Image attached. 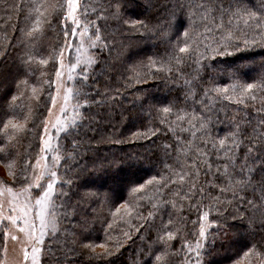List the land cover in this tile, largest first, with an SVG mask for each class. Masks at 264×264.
I'll use <instances>...</instances> for the list:
<instances>
[{
  "label": "trees",
  "instance_id": "trees-1",
  "mask_svg": "<svg viewBox=\"0 0 264 264\" xmlns=\"http://www.w3.org/2000/svg\"><path fill=\"white\" fill-rule=\"evenodd\" d=\"M53 2L55 0H0V52L5 50L6 45H11L8 48V55L0 57V140L13 136L11 123L25 126V130L14 137L12 155L0 158V178L4 181H11L4 167L6 163L13 160L19 163V154H23L28 149L31 150V158L35 155L39 127L47 111L46 103L50 104V99L46 101L41 98L38 101L34 98L31 89L35 87L37 94L44 97L45 93L40 92L43 79L53 78L55 64L49 57L54 49L58 52L64 43L60 16L52 19L50 25L46 20L43 21V30L38 33L35 40L23 39L21 30L27 31L28 27H33L40 15L32 11V8L41 3L48 5ZM90 2L91 0H85V3ZM165 2L166 0H124L122 20L98 21L102 36L106 37L108 42H112L109 45L111 50L103 48L102 54H99L101 49L97 46L93 57L98 56L99 64L89 67L88 81L83 80L80 71L72 82V87L79 91L78 96L73 95V101L76 105L79 104L78 113L83 119H77L69 126L68 131L59 136V154L62 156V161L58 167V177L60 180L71 179L73 184L70 186L58 184L60 191L67 193L68 198L64 200L55 198L56 214L57 217L66 218L59 219V230L48 241V250L45 249L43 258L44 264H105L107 257H90L87 251H82L80 247L82 243L96 245L97 253L103 251L101 245L113 250L117 243L122 245L119 254L111 258L112 264H140L144 258L142 252L148 250L146 245L151 243V238L142 242L140 236L135 234L136 214L139 213L129 216L121 209L120 213L115 216L113 214L116 208L124 203L133 207L142 202L143 207L139 212L146 215L151 210L148 200L155 192V185L146 186L145 190H140L138 193L132 192V189L145 184L153 177L159 179L165 163L172 166L173 172L179 171L173 160H165L164 156L165 146L174 144L172 133L167 131L173 125L160 124L154 119L155 113L149 112V105L158 108L166 106L168 100L164 97L173 99L178 85L172 82L175 80L174 76L172 80L164 79L169 75L166 71L159 72L155 77L147 74L149 58L159 62L170 51L166 43L158 39L160 34L146 31L144 27L135 28L130 24L125 25L123 20H140L148 29H152L160 16L158 8ZM259 3L260 0H250L249 8L255 10L254 6ZM40 11L43 12L44 9L41 8ZM100 15L99 11L95 15L90 12L88 18L95 21ZM245 30L242 14L240 18L233 17L231 26L226 27L223 33L213 31L199 36L198 34L203 32V25H200L195 29L191 39L194 43L199 41L201 47L198 50L203 52L204 44L216 48L221 34L232 31L241 35ZM176 39V35L170 34L172 43ZM249 51L256 53L255 57H249V61L251 59L259 61L264 57V50L260 48H252ZM26 52L34 57L49 59V63L33 64L32 68L35 72L32 73L22 66L20 61V57ZM238 57V53L235 57L219 56L209 50L199 64V74L203 77L202 87L227 88V95L235 97L232 100L215 101V108L222 116L226 111L229 121L234 116L245 115V105L238 104L236 99L240 97V90L244 85L257 83L259 75L258 65L242 61ZM196 59L193 57L188 61L193 64V69L186 68V72L192 71L193 75L196 74L194 71ZM157 66L159 67V63ZM233 66H240V71L234 75L231 74ZM152 71L155 72V69ZM42 74L46 75L42 76ZM233 86H236L235 91ZM145 93H148L149 99L144 100L141 106L140 100ZM182 93L183 89L181 100H183ZM210 95L215 94L210 93ZM250 95L256 96L255 101H252L250 96L245 101L248 113L251 114L264 103V92L257 89ZM13 96L17 97L15 101L11 99ZM152 97L163 103L157 104L151 99ZM196 99L199 100L200 97L197 96ZM173 111L175 115L167 117L168 121H173L176 115L183 114L176 112L175 109ZM185 111H191V108ZM5 121L10 122L6 134ZM179 126H186V122ZM219 128L217 138L229 131L227 124L219 125ZM216 132L217 129L213 128V133ZM134 133L140 135L134 136ZM177 134H180L179 127ZM188 138L190 133L182 135V139ZM73 141L76 143L74 144ZM66 155L70 158H64ZM173 157L175 158V154ZM181 160L183 162L182 153ZM65 168H69L70 171L65 172ZM259 178V175L253 177V179ZM10 186L15 188L16 185L10 184ZM110 189L120 191V199L114 202L105 200V193ZM174 191L176 188L171 187V192ZM73 193L77 194L73 195ZM180 195L183 193L181 192ZM211 195L215 196L217 192L213 191ZM230 198V193L227 197L220 196L222 201ZM204 205L203 210L210 212L209 220H217L218 225H213L208 230L207 242L200 257L201 264H261V261H264V247L249 252L259 237H252L249 221L239 218L240 212L244 211L243 207L238 209L236 204H233L230 207L225 205L219 208L220 213H224L225 210L228 213L225 223V218L222 215L218 216L217 207L210 206L208 199L204 200ZM177 208H180L179 203ZM169 210L171 211V208ZM174 215L179 217L178 226L181 232L179 238L172 242V251L181 249L185 239L194 246L199 223L197 222L193 227V222L198 221L199 213L196 209L189 211L185 201V208L178 213L174 212ZM255 215L259 217L260 213L256 212ZM233 216L237 219L233 220ZM164 219L167 220L168 217L165 216ZM125 233L132 236V239L126 240ZM84 235L87 236L86 240L81 239ZM155 235L153 230L152 238ZM1 239L0 236V259L3 249ZM74 240L78 242L74 244ZM160 250L162 249L157 247L156 251ZM184 258V251H181L179 256L171 258V264H183Z\"/></svg>",
  "mask_w": 264,
  "mask_h": 264
},
{
  "label": "snow or ice",
  "instance_id": "snow-or-ice-1",
  "mask_svg": "<svg viewBox=\"0 0 264 264\" xmlns=\"http://www.w3.org/2000/svg\"><path fill=\"white\" fill-rule=\"evenodd\" d=\"M249 3L250 0H166L158 8L160 16L152 29H148L140 20H123L125 25L130 24L135 28L144 27L146 31L160 34L158 39L166 43L170 51L159 62L149 58L147 74L155 77L159 72L166 71L169 75L164 79L172 80L174 76L175 80L172 82L178 85L173 99L169 100L168 97H164L168 100L166 106L158 108L155 105H149V112L155 113L154 119L160 124L173 125L167 131L172 133L174 144L165 146L164 156L165 160H173L179 171L173 172L172 166L165 163L159 179L153 177L145 184L132 189V192L138 193L140 190H145L146 186L155 185V192L148 200L151 210L146 215L139 212V209L143 207L142 202L133 207L124 203L118 206L113 214L115 216L120 213L121 209L129 216L139 213L136 214L135 234L140 236L142 242L151 238V243L146 245L147 252H142L144 258L140 264H149L150 261L151 264H171V258L179 256L181 251H184L185 257L183 264H201L200 257L207 242L208 229L213 225H218L217 220H209L210 212L203 210L205 199H208L210 206L217 207L218 216L222 215L225 223H227L228 213L226 210L220 213L219 208L225 205L230 207L233 204H236L238 209L243 207L244 211L240 212L239 218L249 221L252 237H259L249 252L258 247H264V131H262L264 130V103L251 114L248 113L245 103L249 96L252 101L256 100V96L250 94L257 89L264 92V57L259 61L255 59L249 61V57L256 55L255 52L249 51L250 49L264 50V0H260V3L254 6L255 10L249 8ZM41 8L44 9L43 12L40 11ZM32 11L40 15L33 27H28L27 31L21 30L22 38L35 40L38 33L43 30V21L46 20L50 25L52 19L60 16L64 43L58 52L54 49L50 54L49 59H55L58 66L54 79L51 77L43 79L40 92L45 93V96L38 95L35 87L31 89L34 98L38 101L41 98L51 101L50 104L46 103L48 115L42 121L39 154L35 156V162H33L31 150L28 149L23 154H19V163L15 160L6 163L4 167L11 181L0 182V197L7 194L6 202H0V222L7 221L11 225L10 229L7 227L3 229V236L5 241L10 238L18 246L17 259L14 264H42L44 250L41 246L45 242V237L49 233H56L59 219L66 218L57 217L52 209L57 207L54 202L56 197L61 200L68 198V194L57 191L56 186L73 184L71 179H58V170H53V166L62 161V156L59 154V136L69 129V121L64 119L62 114L66 113L73 95H79V91L68 86L67 81L72 79L70 74L77 68H80L83 80L88 81L89 66L99 64L98 56L93 57L87 54L90 49H96L99 45L101 49L99 54H102L103 48L111 50L109 45L112 42H108L107 38L102 36L98 21L122 20L124 0H91L90 3H85V0H55L48 5L38 4L32 8ZM97 11L101 15L95 21L88 18L90 12L95 15ZM242 14L246 26L244 33L237 35L228 31L220 35L216 48H210V45L204 44V51L198 50L201 44L198 40L194 43L191 39L197 27L203 25V32L199 33V36L210 34L213 31L223 33L226 27L231 26L233 17L240 18ZM170 34L177 36L174 43L170 40ZM69 36L72 37L71 40ZM9 47H11L10 44L5 46V50L0 52V57L8 55ZM66 49L75 51L74 62L71 53L66 54ZM209 50L219 56L235 57L238 53L240 60L258 65L257 83L244 85L240 90V97L236 99L238 104L245 105V115L234 116L229 121L226 111L222 116L215 108V101L232 100L235 97L227 95V88L202 87L203 77L199 74V64ZM193 57L197 58L194 61L195 75L192 71H185L186 68L193 69V64L188 63ZM49 59L34 57L27 52L20 57L22 66L32 73L35 72L32 68L33 64L47 65ZM66 60L68 63H65ZM152 69H155V72ZM65 71L69 74L67 77ZM239 71L240 66H233L231 74L234 75ZM44 75L46 74H42ZM182 77L184 78L181 79ZM235 87L233 86V91ZM182 89L183 100H181ZM210 93L215 95H210ZM197 96L200 97L199 100L196 99ZM189 98H191V103H189ZM11 99L15 101L17 97L13 96ZM147 99L149 95L145 93L143 99L140 100V105L143 106V101ZM151 99L157 104L163 103L155 97ZM78 108L79 104L73 107L75 113L72 119L73 124L77 119H83L76 112ZM187 108H191V111H185ZM174 109L183 114L176 115L173 121H168L167 117L175 115ZM185 122L186 126H179ZM9 123L4 122L5 134ZM224 124H227L229 131L217 138L220 131L219 125ZM177 127H179L180 134H177ZM213 128L217 129L215 134ZM11 129L13 136L0 140V158L12 155L14 137L17 133L24 131L25 126L11 123ZM53 133L57 137L56 148L52 146ZM189 133L190 138L182 139L183 134ZM133 135L140 134L134 133ZM73 143L76 142L73 141ZM50 152H57V154L51 156L49 161ZM64 158L70 157L66 155ZM64 171L68 172L70 169L65 168ZM256 175L260 178L253 179ZM10 184L21 185V187L14 190ZM171 187H175L176 191L171 192ZM213 191H216L217 195H211ZM181 192L183 195H180ZM229 193L231 194L230 199L220 200V196L227 197ZM249 193H251V198H249ZM76 194L73 193V195ZM120 197L121 192L117 189H110L108 193H105V200L114 202ZM185 201H187L189 211L196 209L199 213L198 221L193 222V227L197 222L199 223L198 235L194 246L185 239L181 249L172 251V242L179 238L181 232L178 226L179 217L175 216L174 212L178 213L184 209ZM177 203L180 204V208H177ZM249 212L252 214L250 215ZM256 212L260 213L259 217L255 215ZM165 216L168 217L167 220L164 219ZM157 217H159V222H157ZM72 218L74 219L75 216L73 215ZM232 219L235 220L237 217L233 216ZM153 230L156 233L154 238H152ZM124 235L126 240L132 239L128 233ZM81 239L86 240L87 236L84 235ZM77 242V240L73 241L74 244ZM80 247L82 251H87L90 257L104 256L107 257L105 264H112L111 258L119 254L122 245L117 243L115 250L101 245L103 249L101 253H97L96 245L91 243H82ZM157 247L162 250L156 251ZM0 264H6V262L0 260ZM261 264H264V261H261Z\"/></svg>",
  "mask_w": 264,
  "mask_h": 264
},
{
  "label": "rangeland",
  "instance_id": "rangeland-1",
  "mask_svg": "<svg viewBox=\"0 0 264 264\" xmlns=\"http://www.w3.org/2000/svg\"><path fill=\"white\" fill-rule=\"evenodd\" d=\"M71 39H72V37L69 36V40H71ZM95 50L96 49H90L87 54L90 55V56H93V55H95L94 54V51ZM65 51H66V54L68 52L71 53L72 60L74 62L75 61V58H76L75 51L72 50V49H66ZM53 62L55 64L54 71H53V79H54L55 78V70H56V67L58 65H57L55 59H53ZM65 63H68V61L66 60ZM80 71H81L80 68H77L75 71H73L70 74L72 76V79L67 81L68 86H71L72 87V82H73L74 78L77 76V74ZM68 75L69 74L67 73V71H65V76L67 77ZM53 91H54V89H53ZM50 103H51V101H50ZM61 103H62V101H61ZM75 105L76 104L74 103L73 97H72L70 99V101H69V106H68V109H67L66 113L62 114L63 118L64 119H67L69 121V126L72 125V119L75 116V113L73 111V107ZM76 112H78V109H76ZM47 115H48V112L46 111V114H45L44 118ZM44 118H43V120H44ZM42 128H43V125H42V122H41L40 127H39V133H38V147H37V151H36L35 155L31 158L33 162H35V156L37 154H39V149H40V133L42 132ZM52 146H53V148H56L57 147V137H56L55 133H53ZM59 147H60V143H59ZM56 154H57V152H50L49 153V156H48V160L50 161L51 160V156L56 155ZM58 167H59V164L54 165L53 166V170H58ZM58 179H59V177H58ZM3 181L4 180L0 178V182H3ZM45 183H46V181H45ZM19 186L20 185H16L15 188L13 187V189L14 190H18L19 189ZM56 187H57V191H60V188L58 187V185ZM54 196H55V194H54ZM6 198H7V194H5V196H3V197H0V202H6ZM52 212L56 214V208H53L52 209ZM6 227L10 229L11 228V225L7 221L0 222V236L2 238L1 239L2 240L1 241V246L3 247L2 251H1V259L0 260H4L6 262V264H14V261L17 259L18 246L10 238L7 239V241H5V237L3 236V229L6 228ZM58 227H59V223H58ZM58 230H59V228H58ZM52 236H53V233H49V235L45 237L44 244L41 246L43 248V250H44L43 251V254H42V264H44L43 258L45 257V249H47L48 241H49V239ZM5 248H6V251H5Z\"/></svg>",
  "mask_w": 264,
  "mask_h": 264
}]
</instances>
